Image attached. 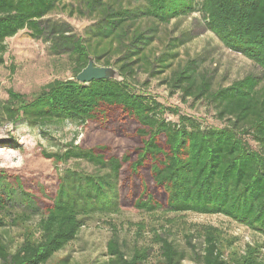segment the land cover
<instances>
[{"label": "trees", "instance_id": "1", "mask_svg": "<svg viewBox=\"0 0 264 264\" xmlns=\"http://www.w3.org/2000/svg\"><path fill=\"white\" fill-rule=\"evenodd\" d=\"M64 1L0 0V50H6L7 38L25 28L35 38L45 36L44 17ZM77 1L97 21L89 38H96L95 45L61 36L72 50L74 77L48 83L32 101L10 91L2 110L12 122L22 119L37 127L75 122L83 128L81 138L44 155L58 163L86 161L94 170L67 169L55 184L39 186L0 168V228L8 217L12 225L39 217L14 250L0 235V264H46L77 238L87 217L126 207L149 213L222 214L264 235V80L249 74L215 86L210 75L198 70L196 59L173 72L165 81L172 92L206 101L221 125H206L135 83L155 39L146 22L167 24L197 12L226 47L264 70V0ZM103 42L107 46L101 49ZM108 54L117 55L122 81L76 80L91 55L99 59ZM104 65L111 63L107 59ZM158 236L162 263L182 264L185 251ZM204 243L197 264H264L257 258L226 257L211 231ZM107 255L103 264L148 260L146 249L135 246L129 253L116 237L109 240Z\"/></svg>", "mask_w": 264, "mask_h": 264}, {"label": "rangeland", "instance_id": "2", "mask_svg": "<svg viewBox=\"0 0 264 264\" xmlns=\"http://www.w3.org/2000/svg\"><path fill=\"white\" fill-rule=\"evenodd\" d=\"M96 21L97 17L89 16L82 3L66 0L44 17L47 33L42 38L33 37L31 31L25 28L5 40L6 50H0L3 58L0 63L1 169L17 173L24 180L34 181L39 186L55 184L58 176L67 169L78 172L94 170L86 161L58 163L44 155L45 152L64 149L76 137L77 140L81 138L83 128L75 122L43 127L31 126L22 119L12 122L3 113L2 105L8 100L10 91L32 101L48 83L57 79H72L75 60L69 44L61 36L79 37L84 43L95 45L96 38H89ZM146 23L155 31V39L147 50L148 61L137 69V87L159 97L169 106L178 107L182 113L200 117L206 125L222 124L216 118L214 108L204 100L183 99L180 90L172 92L165 83L180 66L196 59L198 70L210 75L215 86H227L249 74L264 80L263 68L247 56L226 47L207 28L205 18L199 12L173 19L167 24H157L153 20ZM106 46L105 42L100 45L101 49ZM91 56L97 65H104L108 59L110 66L117 68V55L108 54L99 59ZM170 118L175 119L176 116L171 115ZM30 190L33 191L32 187ZM22 211L19 208V212ZM17 212L13 209L12 215L16 216ZM38 218L31 216L29 220H20L18 225H12L8 217V224L0 228V235L14 250L22 241L26 228L34 229ZM208 231L216 234L226 257L264 261V235L225 215L149 213L126 207L116 213H97L87 217L77 238L46 264H62L63 258H67L65 264H103L108 259V242L114 237L119 238L129 253L135 246L146 249L148 260L145 264H163L158 235L175 241L185 251L186 259L182 264H197Z\"/></svg>", "mask_w": 264, "mask_h": 264}, {"label": "water", "instance_id": "3", "mask_svg": "<svg viewBox=\"0 0 264 264\" xmlns=\"http://www.w3.org/2000/svg\"><path fill=\"white\" fill-rule=\"evenodd\" d=\"M99 79H114L122 81V76L118 69L113 66L97 65L92 56L89 57L88 64L76 75V80L88 83Z\"/></svg>", "mask_w": 264, "mask_h": 264}]
</instances>
